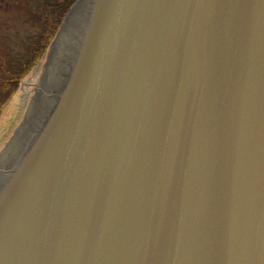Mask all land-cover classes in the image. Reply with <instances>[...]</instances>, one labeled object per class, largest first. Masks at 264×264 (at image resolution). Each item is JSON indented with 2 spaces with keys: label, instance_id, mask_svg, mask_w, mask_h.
<instances>
[{
  "label": "water",
  "instance_id": "water-1",
  "mask_svg": "<svg viewBox=\"0 0 264 264\" xmlns=\"http://www.w3.org/2000/svg\"><path fill=\"white\" fill-rule=\"evenodd\" d=\"M0 152V264H264V0H76Z\"/></svg>",
  "mask_w": 264,
  "mask_h": 264
},
{
  "label": "rangeland",
  "instance_id": "rangeland-1",
  "mask_svg": "<svg viewBox=\"0 0 264 264\" xmlns=\"http://www.w3.org/2000/svg\"><path fill=\"white\" fill-rule=\"evenodd\" d=\"M8 1L17 2L18 0H0V152L23 122L43 74L40 71L41 66L46 65L47 57H49L48 52L43 53L33 68L23 74L15 85L9 84L8 79L12 78L13 75L17 76L22 70L24 72L25 69L23 63L16 65L13 63L14 67L8 65V68H5L2 62L4 61L3 58L15 57L19 60L23 57L27 59L26 61L33 60L37 55L36 50L39 45V41L34 36L44 31L45 22H42L44 18L39 13L36 15V12L34 18L29 17L24 20L25 17L30 16L29 13L33 14L27 3H33L32 7L34 8L37 0L26 1L24 8L21 9L19 5L14 8L11 5H6L9 3ZM22 1L24 3V0ZM57 1L51 0V2L48 1V4L51 6ZM53 41L54 39L51 44ZM8 69H11L13 75L11 72L7 73ZM25 81L27 82L24 83Z\"/></svg>",
  "mask_w": 264,
  "mask_h": 264
},
{
  "label": "trees",
  "instance_id": "trees-1",
  "mask_svg": "<svg viewBox=\"0 0 264 264\" xmlns=\"http://www.w3.org/2000/svg\"><path fill=\"white\" fill-rule=\"evenodd\" d=\"M75 0H58L57 3L51 4H45L44 7H40L38 9L39 14L44 19L42 22H45V29L40 34H37L34 36L35 39H37L38 42V48L36 50V56L33 60L30 61H23L24 66V72L23 70L18 73L17 76L13 77L15 79L13 82L9 83L10 85L17 83L19 79L22 77L23 74H25L28 70L30 71L33 66L36 64L37 59L42 57V54L45 53V51L49 48L52 40L54 39L60 24L63 21L64 16L66 15L67 11L69 10L70 6L74 3ZM49 6V8H47ZM16 75V74H15Z\"/></svg>",
  "mask_w": 264,
  "mask_h": 264
},
{
  "label": "flooded vegetation",
  "instance_id": "flooded-vegetation-1",
  "mask_svg": "<svg viewBox=\"0 0 264 264\" xmlns=\"http://www.w3.org/2000/svg\"><path fill=\"white\" fill-rule=\"evenodd\" d=\"M26 1H28V0H24V3H23V1L22 0H18L17 2H10V1H8L9 3L8 4H6V5H8V6H13V8L14 7H16L17 5H19L20 6V9L21 8H24V5L26 4ZM48 1H50L51 2V0H37V2H36V4H35V7L33 8L32 7V4L33 3H27L28 4V6L30 7V11L33 13V14H31V13H29L30 14V16H27V17H25L24 18V20H27L29 17H31V18H34L35 17V15H34V13L37 15L39 12H38V9L40 8V7H44L45 6V4H48ZM54 4V3H53ZM65 17V16H64ZM63 21H64V18H63ZM62 21V22H63ZM61 25H62V23L60 24V27H59V29H58V31L60 30V28H61ZM58 31H57V33H56V35H55V37L57 36V34H58ZM40 34V33H39ZM37 35V34H36ZM55 37H54V39H55ZM51 45L52 44H50V46H49V48L45 51V53H49V50H50V48H51ZM45 55V54H44ZM48 58V57H47ZM4 59V61H2L3 63H4V67L5 68H8V65H16V64H19V63H22L23 61H25V62H27L26 60L27 59H25V58H21V59H16L15 57H11V58H3ZM46 60V59H45ZM14 63V64H13ZM6 65V66H5ZM24 66H26V65H23V67ZM14 67V66H13ZM42 69H44V67L43 66H41V69H40V71L41 72H43V70ZM11 72V75H13V73H12V71H11V69H8L7 70V73H10ZM13 77H15L14 75H13ZM13 77L12 78H10V79H8V82L9 83H11V82H13L15 79H13ZM27 81H25L24 83H26Z\"/></svg>",
  "mask_w": 264,
  "mask_h": 264
}]
</instances>
